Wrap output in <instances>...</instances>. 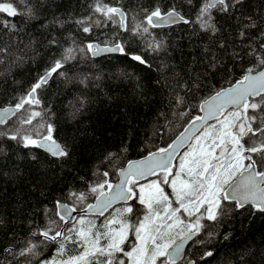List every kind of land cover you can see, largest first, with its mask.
Returning a JSON list of instances; mask_svg holds the SVG:
<instances>
[{"label": "snow or ice", "instance_id": "6c2138e0", "mask_svg": "<svg viewBox=\"0 0 264 264\" xmlns=\"http://www.w3.org/2000/svg\"><path fill=\"white\" fill-rule=\"evenodd\" d=\"M187 2L191 4L192 0ZM242 3L243 0H200L194 19L185 18L175 7L169 10L159 6L151 10L141 8L143 19L135 23L139 13L132 14L118 5L94 0L89 5L88 16L72 21L79 31L92 34L93 27L107 26L110 21L120 31L128 33L129 39L135 37L143 42L142 52L126 51L127 41L119 39L105 47L95 42L80 45L69 34V43L65 46L53 36L48 46H58L59 54H53L44 74L14 106L0 109V141H14L26 149L43 150L57 161H69L71 149L56 138L57 130L51 122L53 114L43 106L41 99L42 91L54 76L73 82L76 78L67 76V66L77 60L78 55L94 58L104 53H119L151 68L144 53L159 55L166 51L164 42L153 35V29L183 22L199 24L202 31L214 35L219 29L213 13L230 14ZM47 6L48 0H0V31L18 32L15 18L23 22L38 20ZM246 19L251 21V17ZM53 23L63 27L58 19ZM250 26L256 25L251 23ZM239 36L245 39V31H240ZM261 37L264 31L256 39ZM247 47L249 50L239 57L241 60L249 58L245 60L240 78L196 105L204 115H196L167 146L148 152L141 160L124 161L117 168L127 147L106 153L101 164L107 161L108 170L94 172L96 179L88 185L87 191L69 190L63 200H56L52 209L45 210L44 226L34 227L27 237L20 239L21 248L5 251L17 259L18 264H33V258L36 264H178V261L196 264L195 260L186 259L185 242L205 228L202 220L215 222L219 216L226 215L225 202H234L239 208L250 204L255 211L264 214V40L258 48L250 41ZM39 54L37 49L33 56ZM28 58L26 53L18 55L11 44L0 45V65H5L9 75L12 67L23 64ZM167 69L168 65H160L162 72ZM4 75L5 72L0 71V77ZM122 75L131 78L128 73ZM100 79V76L84 75L79 83L87 87L90 80ZM199 87L196 82L178 84L169 93V106L173 109L187 106L186 97L191 94L189 98H194V89ZM77 103L78 108L71 105L73 118L83 110L87 100L81 96ZM172 115L182 119L188 111H174ZM12 117L16 120L10 125ZM161 117L165 126L171 123L163 111L158 114L157 123ZM6 125L8 127H3ZM6 154L0 145V157ZM31 159L38 157L33 153ZM112 175H118V183L111 181ZM90 196L95 197V203L88 202ZM64 200L71 201V205ZM133 200L143 206L142 215L129 204ZM118 204L121 206L116 207ZM46 249H52L48 256H44ZM20 257L24 259L19 260Z\"/></svg>", "mask_w": 264, "mask_h": 264}, {"label": "trees", "instance_id": "16d2710c", "mask_svg": "<svg viewBox=\"0 0 264 264\" xmlns=\"http://www.w3.org/2000/svg\"><path fill=\"white\" fill-rule=\"evenodd\" d=\"M104 2L123 7L132 14L139 13L135 23L143 19L141 8L151 10L159 6L162 10H169L175 7L185 18L194 19L200 4V0H192L191 4L187 0ZM93 3L94 0H48V6L38 20L23 22L17 17L14 22L20 29L18 32L5 34L0 31V45L11 44L18 55L26 53L29 57L23 64L12 67L10 75L5 65H0V71L5 72L0 77V108L14 106L17 99L44 74L53 54H59L58 46H48V40L53 36L65 46L69 43V34L80 45L88 42L112 45L115 39H119L127 41L126 51L142 52L143 42L135 37L129 39L128 33L120 31L110 21L107 26L93 27L92 34L79 31L72 21L88 16L91 12L89 5ZM213 14L219 29L214 35L202 31L199 24L183 22L153 29V35L164 42L166 51L159 55L144 53L151 68L121 54L100 58L78 55L77 60L67 66V76L76 78L73 82L56 76L49 81L41 99L43 106L53 114L51 122L57 130L56 138L71 149V159L57 161L43 150L26 149L10 140L0 141L7 153L0 157V219L3 220L0 225V264H9L10 261L18 264V260L5 249L21 248L20 239L27 237L34 227L44 226L47 220L45 210L52 209L56 200H63L69 190L87 191L88 185L96 179L93 173L98 169L108 170L105 168L107 161L101 164L106 153H116L127 147L123 160L117 163L118 168L124 161L140 159L150 151L167 146L191 119L201 115L196 106L199 102L215 91L232 86L240 78L245 60L249 58L241 60L239 57L249 50L248 42L258 48L264 40V37L256 39L264 31V0H243L242 5L230 14ZM246 17H251V21ZM57 19L63 27L53 23ZM129 22L132 23L131 15ZM251 23L256 26L251 27ZM242 30L246 33L245 39L239 36ZM25 45H28L27 49ZM37 49L40 54L33 56ZM161 64L168 65V69L162 72ZM123 73H128L131 78H125ZM84 75L100 76L101 79L90 80L85 87L79 83V78ZM157 80L161 82L157 84ZM185 82H196L200 87L194 89V98H189L191 94L186 97L187 106L173 109L168 104L169 93ZM181 95H184L183 90ZM81 96L87 103L73 118L71 105L78 108L77 98ZM186 110L188 115L182 119L172 115L174 111ZM161 111L171 121L167 126L163 117L157 123ZM15 120L16 117H12L9 124ZM33 153L37 160L31 159ZM110 179L114 183L118 175H112ZM94 200L95 197L90 196L88 202ZM64 202L71 205V201ZM131 205L141 215L145 211L135 200ZM225 207L227 214L219 216L218 221H201L205 228L188 247L186 259L195 260L196 264H264V214L255 211L251 205L239 208L234 202H225ZM51 252L52 249H46L44 256ZM33 264H36L34 258Z\"/></svg>", "mask_w": 264, "mask_h": 264}, {"label": "water", "instance_id": "95a60500", "mask_svg": "<svg viewBox=\"0 0 264 264\" xmlns=\"http://www.w3.org/2000/svg\"><path fill=\"white\" fill-rule=\"evenodd\" d=\"M180 23H182V22H179V23H176V24H180ZM176 24H171V25H168V26H165V27H169V26H173V25H176ZM95 43H97V42H95ZM97 44H99V43H97ZM101 47H105V46H111V45H102V44H99ZM113 54H119V53H104V54H101L100 56H98V57H94V58H100V57H103V56H107V55H113ZM230 87V86H229ZM210 98V97H209ZM9 107V106H8ZM4 108V107H3ZM0 109H2V108H0ZM201 115H204V113L203 112H201ZM187 127V126H186ZM184 149H181V151H183ZM145 157V156H144ZM144 157H142V158H140V159H135V160H131V161H138V160H141V159H143ZM126 166V165H125ZM153 178V177H152ZM118 180H119V177H118ZM118 180L116 181V182H114V184L115 183H118ZM141 182H143V181H141ZM96 201L94 200L92 203H95ZM131 202V201H130ZM129 202V203H130ZM250 205V204H249ZM117 206H120V204H118V205H116V207ZM247 206V205H246ZM107 214V213H106ZM73 215H77V213H73ZM198 235H196V236H194L191 240H188V241H186L185 242V254H186V251H187V249H188V247L190 246V244L193 242V240H195V238L197 237ZM179 262H181V261H178V263Z\"/></svg>", "mask_w": 264, "mask_h": 264}, {"label": "bare ground", "instance_id": "6f19581e", "mask_svg": "<svg viewBox=\"0 0 264 264\" xmlns=\"http://www.w3.org/2000/svg\"><path fill=\"white\" fill-rule=\"evenodd\" d=\"M131 161V160H130ZM178 264H183V261L179 262Z\"/></svg>", "mask_w": 264, "mask_h": 264}, {"label": "rangeland", "instance_id": "374dc122", "mask_svg": "<svg viewBox=\"0 0 264 264\" xmlns=\"http://www.w3.org/2000/svg\"><path fill=\"white\" fill-rule=\"evenodd\" d=\"M117 207H120V206H117ZM91 218H93V217H91ZM192 219H194V218H192Z\"/></svg>", "mask_w": 264, "mask_h": 264}, {"label": "flooded vegetation", "instance_id": "af4514ba", "mask_svg": "<svg viewBox=\"0 0 264 264\" xmlns=\"http://www.w3.org/2000/svg\"><path fill=\"white\" fill-rule=\"evenodd\" d=\"M152 179H153V178H152ZM154 179H155V177H154ZM130 204H131V203H130ZM196 238H197V237H196ZM196 238H195V239H196Z\"/></svg>", "mask_w": 264, "mask_h": 264}]
</instances>
